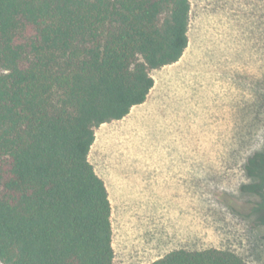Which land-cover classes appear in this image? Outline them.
Returning a JSON list of instances; mask_svg holds the SVG:
<instances>
[{
    "label": "trees",
    "instance_id": "trees-1",
    "mask_svg": "<svg viewBox=\"0 0 264 264\" xmlns=\"http://www.w3.org/2000/svg\"><path fill=\"white\" fill-rule=\"evenodd\" d=\"M190 12L191 0H0V264H113L96 130L180 61ZM245 169L264 185V148ZM150 264L247 263L181 249Z\"/></svg>",
    "mask_w": 264,
    "mask_h": 264
},
{
    "label": "rangeland",
    "instance_id": "rangeland-1",
    "mask_svg": "<svg viewBox=\"0 0 264 264\" xmlns=\"http://www.w3.org/2000/svg\"><path fill=\"white\" fill-rule=\"evenodd\" d=\"M188 35L180 61L152 72L147 103L96 130L89 160L108 186L113 264L181 249L264 264V213L253 211L264 185L262 200L245 169L264 148V0H191ZM145 169L184 174V191H135L127 177Z\"/></svg>",
    "mask_w": 264,
    "mask_h": 264
},
{
    "label": "crops",
    "instance_id": "crops-1",
    "mask_svg": "<svg viewBox=\"0 0 264 264\" xmlns=\"http://www.w3.org/2000/svg\"><path fill=\"white\" fill-rule=\"evenodd\" d=\"M153 89H152V91H153ZM148 99H149V97H148ZM147 101L144 104L140 105V106L134 107L132 109V111L135 110L137 107L144 106L147 103ZM132 111H131V113H132ZM168 139H172V138H168ZM168 142L169 143H172L173 141L169 140ZM175 158H176V156L173 155V159H171V160H174ZM148 169L147 170L145 169V171H143V172L137 171V172H134V173L128 175V177H127V180H128L127 183L130 184V185H132V186L139 187V188L135 189V191L140 190V189H144V188H145V190H148V187L149 186H151V189H154V188L158 187L156 190L163 191V192H166V191H168V192H173V191L174 192H179V191L183 192L184 191V181H185L184 174L177 175L176 177L173 174H167L160 181L159 179L157 180V179L153 178L151 172ZM105 184H106V187L108 189V186H107V183L106 182H105ZM109 198H110V196H109ZM110 202H111V200H110Z\"/></svg>",
    "mask_w": 264,
    "mask_h": 264
},
{
    "label": "flooded vegetation",
    "instance_id": "flooded-vegetation-1",
    "mask_svg": "<svg viewBox=\"0 0 264 264\" xmlns=\"http://www.w3.org/2000/svg\"><path fill=\"white\" fill-rule=\"evenodd\" d=\"M259 171V170H257ZM249 192H252L253 194H257L259 196H261V199L263 200V194H262V190H263V186L262 187H258L256 189H252V187L248 188ZM253 211L255 213L258 214H262L264 213V202H260L257 205H254ZM260 220L262 222V224L264 225V215H261Z\"/></svg>",
    "mask_w": 264,
    "mask_h": 264
},
{
    "label": "bare ground",
    "instance_id": "bare-ground-1",
    "mask_svg": "<svg viewBox=\"0 0 264 264\" xmlns=\"http://www.w3.org/2000/svg\"><path fill=\"white\" fill-rule=\"evenodd\" d=\"M155 88V87H154ZM106 124L103 125V127L105 126Z\"/></svg>",
    "mask_w": 264,
    "mask_h": 264
}]
</instances>
